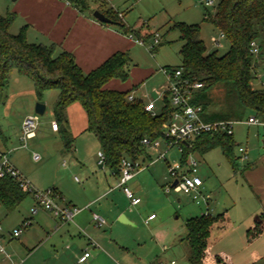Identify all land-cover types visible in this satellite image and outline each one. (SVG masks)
<instances>
[{"label":"rangeland","instance_id":"1","mask_svg":"<svg viewBox=\"0 0 264 264\" xmlns=\"http://www.w3.org/2000/svg\"><path fill=\"white\" fill-rule=\"evenodd\" d=\"M88 1L91 2V0ZM106 1L123 16L127 27L137 32L140 31L142 35H154V38L158 35L160 41L159 44H155L154 39H151L142 45H134L129 52L132 61L129 65L130 77L128 81L125 83L119 80H115V83L112 81L111 90L113 87L125 89L128 82H130V85L133 84L140 77L141 72L148 70L152 72V78L144 81L146 84L143 88L144 92L151 94L153 89H159L166 84L162 69H175L181 65L180 51L183 43L179 40L180 32L174 27L176 24L199 25L201 27V39L209 52L216 51L219 55H224L229 51L230 44L225 39L221 41L222 48L215 49L213 39L219 37V31L211 23L204 21L206 11L213 15L220 0H212L215 3L214 7H206L205 0ZM25 4L24 0L20 2L18 0H0L1 15H7L8 13L18 15L15 27L12 29V33L15 35L19 34L18 26L27 22L20 13H17V11L27 7ZM96 10L100 11L97 8ZM134 38L137 39L136 36ZM261 60L256 59L254 64L256 65V79L253 82L255 89H264V56ZM126 91L124 90V92ZM224 94L222 89L212 91V97L215 101L221 102L224 99ZM57 99V91H46L39 99L36 96L33 83L14 72L8 88L0 95V143L2 142L1 134L10 141L13 140L15 135L18 134L20 123L26 113L36 116V105L39 103L44 104L47 110L43 116H38L40 126L38 143L42 149L38 150L39 152L32 150L31 144L27 142L29 144L28 152L15 153L11 157L24 167L26 176L29 177L30 175L31 178L44 184L55 181L54 176L56 174L62 177L67 170L74 167L71 178L74 182V177H76L81 181L82 186L87 184L88 176L84 173L83 165L87 166L85 162L93 157L95 158V156L97 157L98 151L101 152L102 149L100 147L94 154V152L88 150L87 141H83L86 148L81 149L79 152L78 159L80 163L77 167L72 165L74 161L72 155L62 153L61 135H53L51 132V125L53 121H56L54 107ZM71 106L70 117L74 125L79 126L82 116L83 119L85 118V112L78 103ZM161 108L162 105L158 104L155 113L160 112ZM216 109L218 107L210 110L214 111ZM247 119L234 127V141L236 144L234 156L239 157L238 148L243 146L250 152L248 161L257 162L258 164L262 158L260 146L263 144L264 139L258 140L256 132L261 130L264 134V129L256 126H251L248 129L244 124ZM259 121L262 120L259 119ZM58 123L62 124L61 121ZM160 142L163 143V140H160ZM21 144L24 145V143ZM75 144L74 150L77 148ZM252 150L255 152L251 153ZM33 151L41 156L42 159L39 162L33 160ZM162 151L165 152L166 149L163 148ZM157 158L158 154H155V151L149 148L147 155L136 161L141 168H145L138 172V174H141V179L139 178L138 182L143 185L142 188L145 191V195L142 196V204L143 206H149L152 211L160 210L161 212H156L158 220L163 219L166 225L165 229L169 232L173 233V230H176L177 238L174 245L171 244L166 248V252H164L162 246H157L156 242L148 239L140 247H132V254L144 259L149 258L151 261L158 258L160 262L161 258L165 264H171L172 262L174 264H190L188 261V258H190L189 248L184 241L187 234V221L203 216L216 217L224 214V218L211 231L209 247L212 257H221L227 264H264V232L253 239L248 234L250 229L256 227L263 211L254 195L257 186H251L252 183L249 182V178L243 173L245 163L236 160L235 167H233L220 148L213 149L203 155L199 153L190 155L189 159L198 162L200 167L197 176L204 182L200 196L196 199V194L187 195L172 189L175 180L170 176L169 167L181 164L183 153L175 147L169 151L167 161L161 159L155 166H152L151 161ZM64 163L66 164L65 168L62 166ZM97 171L101 172V169L97 168ZM98 176V178H101V175ZM64 177L65 175L62 178ZM262 178V174L259 173L252 181L256 184V181L262 180ZM28 181L30 182V179ZM75 184L78 187L80 186L76 182ZM39 191L45 192L46 190ZM32 198L28 194L27 198L11 214L0 208L1 229L4 234V238L0 239V245L3 247V251L0 250V262L4 258L15 257L13 247H16L19 253H24L25 250L20 242L31 229L27 227L28 229L24 231L20 239H11L10 234L12 235L14 229L21 228L26 219L32 221Z\"/></svg>","mask_w":264,"mask_h":264},{"label":"trees","instance_id":"2","mask_svg":"<svg viewBox=\"0 0 264 264\" xmlns=\"http://www.w3.org/2000/svg\"><path fill=\"white\" fill-rule=\"evenodd\" d=\"M67 1L81 13L99 4L97 9L125 35L132 34L144 43L154 39V35H142L127 27L120 13L108 7L105 0ZM215 10L213 15L206 11L204 21L224 34L230 44L229 51L224 55L209 52L201 39L199 25L176 24L174 27L180 32L179 40L183 43L182 58L181 65L171 70L181 69L184 78L203 84V89L194 93L191 104L203 108L205 121L241 122L255 116L264 122V89L253 87L255 61H262L264 56V0H220ZM16 20L14 13L0 14V95L8 88L14 72L33 83L39 99L46 91H57L54 115L66 150H70L74 142L68 130L67 110L75 103L85 112L88 131L100 141L105 165L119 176L123 159L136 162L147 155L149 147L144 140L152 143L163 139L164 124L175 111L169 96L164 99L161 111L153 115L146 112L142 101H129L128 92L106 88L114 80L128 81L132 61L129 53H116L99 68L85 74L71 53L57 52V45L30 43L27 27L13 34ZM252 43L258 46V57L251 53ZM215 89L225 93L221 102L212 97ZM189 145L184 146L182 152L183 166L190 155H203L216 148L222 149L233 167L236 160L240 161L234 156V136L204 134L195 137ZM27 195L11 177L0 181V207L7 213L15 211ZM223 218L224 214L209 215L187 221L184 241L189 248L190 264H227L221 257H212L209 247L211 231ZM263 232L264 215L248 234L253 239Z\"/></svg>","mask_w":264,"mask_h":264},{"label":"crops","instance_id":"3","mask_svg":"<svg viewBox=\"0 0 264 264\" xmlns=\"http://www.w3.org/2000/svg\"><path fill=\"white\" fill-rule=\"evenodd\" d=\"M18 1L20 2L21 0ZM24 1L27 7L22 10L20 8L21 11H17V13H20L27 22L18 26L19 32L22 28L27 27L26 36L30 43L46 46L55 44L58 47V53L62 51L71 53L75 57L77 65L85 74L91 73L99 68L116 53H129L134 45H139L136 38H130L129 35H125L115 25L103 24L96 20L93 16V12L96 11L97 5H91L89 10L81 13L78 9L69 4L67 0ZM107 5L113 8L108 2ZM120 16L124 22L123 16L121 14ZM15 24L13 27H15ZM150 78H152V72H149V70L141 72L140 77L137 78L133 84L130 85V82L126 84L127 89H116L113 87L112 90L121 92L127 90L126 92H128L131 88L128 92L129 96L132 95L135 100L142 101L144 104L153 102L155 110H157L158 104L163 106L160 95L168 88L169 82L165 76L166 84L159 89H153L150 94L146 91L144 92L143 89L146 86L144 81ZM111 84L112 82H110L106 88L108 87V89H110V87H112ZM71 107L72 106L67 110L69 121L68 130L74 142L71 149L66 150L62 141V153L65 152L72 155L74 160L72 165L77 167L78 163H80L78 159L79 152L81 149L86 148V146L83 145V141H87L89 145L88 150L94 152V154L100 147L102 149V146L98 138L88 131L86 115L84 119L82 116L79 126L74 125L70 117ZM29 116L32 115L26 113L24 119L20 123L18 134L15 135L13 140L10 141V139L1 134L2 142L0 143V153H4L8 156L11 165L19 171L25 179H30V184L35 190H51L59 198L58 203L61 206L76 207L82 211L75 217L73 222L62 223L46 210H38V212L33 215L30 226L28 227L31 230L20 242L22 248L25 250L24 253H19L16 247H13L12 250L15 257L4 258L1 260L0 264H157V262H159L158 258H154L151 261L149 258L144 259L132 254V247H140L143 242L145 243V241L149 239L152 242H156L158 244L157 246H162L164 252H166L168 246L171 244L174 245L177 233L176 230H173V233L169 232L165 229L166 225L163 219L160 218L158 220L156 212H161L160 210L152 211L149 206H143L142 204V196L145 195V191L142 188L143 185L138 182L141 179V174H138V172L145 168H141L133 180L128 183V187L133 191L134 195L141 199V203L137 206H132L130 204L124 192L119 187V175L115 174L107 165L100 164V151H98L97 157L95 156V158L88 159V162L84 161L87 164V166L83 165L84 173L88 176L87 184L82 186L81 181L76 177H74V182L71 178L74 167L64 173V178H62L64 175L59 177V175L56 174L54 176L55 181L48 184L33 179L30 175L28 177L25 174L24 167L13 160L14 158L11 157V155L28 152L29 144H27V142L31 144L32 150L39 152L38 150L42 149L38 143V131L40 126H38L35 137L26 141L22 138L23 122ZM246 126L248 129L251 127L248 125ZM256 127L264 129L263 126ZM51 132L53 135H61L60 128L58 131H55L52 129V125ZM256 133L258 140L261 138L264 139V134L261 130H258ZM21 143H24V145ZM74 144L77 146L75 150ZM163 148L166 149L165 152L162 151ZM172 149L173 148L169 149L164 142L160 143L158 150L152 149L155 151V154H158V158L151 161V165L155 166L159 160L161 161V159H159L160 154H164V160L167 161V155ZM73 150L76 152L74 153ZM260 150L262 152V158L258 166L257 162L248 161L250 152L247 149V160L243 161V163H245L243 173L249 178V182L252 183L251 186H257L254 195L264 215V141L260 146ZM35 151L32 152L33 156L34 154H38L35 153ZM254 152L253 150L251 151V153ZM62 166L65 168L66 164L64 163ZM199 167L197 162V174L199 172ZM97 168L101 169V172H98ZM186 170L187 167L184 166L182 171ZM92 172L94 173L90 176ZM259 173L262 174L263 178L262 180L256 181L257 183L255 184L252 180ZM98 175H101V178H98ZM75 182L80 184V186H76ZM203 187L204 184L201 188ZM201 188L196 194L197 198L200 196ZM172 189H174L173 185ZM32 201V208H34L36 207V202L33 198ZM94 214L101 216L106 221V225L97 227L93 221ZM151 215H156L155 219L146 224L145 221ZM28 228L23 230L22 235ZM22 235L17 239L22 238ZM10 236L11 239H15L12 238L11 234ZM3 238L4 234L2 231L0 239L2 240ZM0 250L3 251L1 245ZM85 252H88L90 256L85 262H80ZM158 264L165 263L160 258ZM171 264H174V262Z\"/></svg>","mask_w":264,"mask_h":264},{"label":"built area","instance_id":"4","mask_svg":"<svg viewBox=\"0 0 264 264\" xmlns=\"http://www.w3.org/2000/svg\"><path fill=\"white\" fill-rule=\"evenodd\" d=\"M205 6L214 7L215 3L212 0H205ZM129 37L134 38V35L131 34ZM224 38V34L219 32V37L213 39L215 49L222 48L221 41ZM136 41L139 45L144 44V42L139 39ZM154 42L155 44L160 43L158 35L154 38ZM251 53L257 57L259 55V49L255 43L251 44ZM162 72L168 79L169 86L161 93L160 97L162 101H164L166 96H169L171 105L175 109L174 113L168 120L170 121V124H164V135L163 139H161L164 143H166L169 149L177 147L181 152H183L184 146H190L189 143L191 140L204 134H226L228 136H234L235 125L243 121L207 122L204 119L203 108L201 106L191 104L194 93L203 89V84L201 82L184 78L181 69L171 70L169 68H165L162 69ZM128 100L134 101L135 99L132 95H130L128 96ZM145 110L153 115L156 114L153 102L145 104ZM244 124L248 126L264 127V122L259 121L256 117H249ZM38 126L39 117L37 115L27 117L22 126L23 140L26 141L35 137ZM52 129L58 131L59 128L57 123H52ZM143 143L151 149L158 150L161 142L160 140H157L151 143L146 139ZM238 152L240 161H246L247 149L243 146H239ZM33 158L35 162H39L41 159L38 154H34ZM99 158L100 164H105V156L103 152L99 153ZM164 158L165 155L160 154L159 159ZM185 166L187 167L186 171H182L184 166L181 164L169 167L170 176L177 181V185L174 189L187 195L197 194L199 189L203 186V181L196 175L197 162L193 159H188ZM140 169L141 166L130 159H123L121 162L119 187L123 190L126 198L132 206L139 205L141 203V199L134 195L133 191L128 187V183L133 180L136 173ZM7 177L14 179L18 183L21 190L33 197L36 202V207H34L32 211L33 215H35L38 210L43 209L51 213L60 222L69 223L73 222L75 217L82 211L76 207L61 206L58 203L59 198L51 190L46 192L35 190L30 182L11 165L8 156L4 153H0V181ZM195 198L197 197L195 196ZM155 217V215H151L145 223L148 224V222L155 219ZM93 221L97 227H103L106 225V221L97 214L93 215ZM30 223V220H25L21 228L13 230L12 238H19L22 235L23 230L30 226ZM1 233L2 229L0 222V235ZM89 256L90 254L85 252L81 257L80 262H85Z\"/></svg>","mask_w":264,"mask_h":264},{"label":"water","instance_id":"5","mask_svg":"<svg viewBox=\"0 0 264 264\" xmlns=\"http://www.w3.org/2000/svg\"><path fill=\"white\" fill-rule=\"evenodd\" d=\"M94 18L96 20H98L99 22L103 23V24H110L113 25L114 22L112 20H110L108 17H106L102 12L96 10L93 14ZM46 110V106L44 104H37L36 108H35V114L37 116H43ZM170 124V121L167 122V125ZM177 185V181L174 182L173 187H175Z\"/></svg>","mask_w":264,"mask_h":264}]
</instances>
